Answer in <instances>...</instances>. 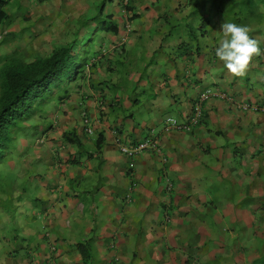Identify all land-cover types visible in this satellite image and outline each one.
I'll use <instances>...</instances> for the list:
<instances>
[{
    "label": "crops",
    "instance_id": "0c3cea01",
    "mask_svg": "<svg viewBox=\"0 0 264 264\" xmlns=\"http://www.w3.org/2000/svg\"><path fill=\"white\" fill-rule=\"evenodd\" d=\"M88 1L95 19L103 0H22L23 15H6L49 25L73 9L83 17ZM123 4H103L99 23L116 26L95 34L93 48L104 56L51 103L48 140L33 152L47 165V177L35 180L38 226L0 241V264H264V113L241 108L264 105V55L232 77L214 51L225 21L195 34L185 0ZM248 27L264 50V19ZM206 89L226 97L204 101L191 131L163 130L167 117L187 120ZM70 131L81 147L57 148ZM152 132L157 150L137 154L130 171L120 147ZM19 248L30 257H13Z\"/></svg>",
    "mask_w": 264,
    "mask_h": 264
},
{
    "label": "trees",
    "instance_id": "16d2710c",
    "mask_svg": "<svg viewBox=\"0 0 264 264\" xmlns=\"http://www.w3.org/2000/svg\"><path fill=\"white\" fill-rule=\"evenodd\" d=\"M106 1L109 0H103L102 6H99L101 9L97 11L98 16L101 15L103 4ZM122 1L124 3L123 8L128 9L129 0ZM185 1L186 7L189 8L185 23L190 28L191 33L195 32V34H205L215 26L217 20L248 26L256 20L261 21V19H264V0ZM8 2L9 0H0V24L10 26L13 20L6 15L3 9ZM22 17L24 18V16ZM92 21L93 19L80 20L79 27L83 30L82 35L77 34L76 37L65 44L53 48L45 56L20 59L14 56V52L1 53L0 166L12 161L13 156L17 155L18 152H25L30 144L35 143L39 147L41 138L44 139V142L48 140L46 134L52 127V121L49 126L38 123L34 125L31 119L36 114L41 116L44 110L43 105L51 103L52 100L60 101L67 97L73 84L80 80L83 77L82 75L88 77L90 68L98 62L99 58L104 56L105 51L95 50L90 42L94 41L95 34L100 32L103 27L107 31L114 32L116 26L110 23H99L98 26H92ZM88 26H92L93 32L89 37L87 36ZM191 39L193 38L191 37ZM3 43L4 40L1 44ZM49 114L50 112L47 114L48 119ZM62 138L75 145L77 149L81 147L72 131L64 133ZM18 140H25V144H21ZM101 143L102 135H99L96 149L100 148ZM134 145L136 144L128 147ZM19 161L21 159L18 160V163ZM19 206L17 197L7 196L5 198L3 195L0 196V223L4 224L3 227H0V241H4V239L11 241L18 236L6 230L11 229L12 225L16 230V226L21 223L20 218L22 215H24L23 223L26 225L27 218H29L28 213L22 212ZM22 241H28V238L24 237ZM85 251L86 249L83 248L84 254ZM30 255L28 248H19L14 250L12 256L29 258Z\"/></svg>",
    "mask_w": 264,
    "mask_h": 264
},
{
    "label": "rangeland",
    "instance_id": "374dc122",
    "mask_svg": "<svg viewBox=\"0 0 264 264\" xmlns=\"http://www.w3.org/2000/svg\"><path fill=\"white\" fill-rule=\"evenodd\" d=\"M31 2L35 5H39L41 3H43V5L45 6L47 5L46 0L40 2L39 4L37 0H31ZM21 3L22 0H12L11 3H8L3 8L4 12L6 14H13V12H16V15H18L17 13L20 12V15H23L25 13L24 11L26 10L22 8ZM109 3L110 2H108V4ZM94 4L96 3L93 1L86 2V5H89L90 9H86L83 12V17H79L81 13L73 9L65 18H50V21L53 23L49 25H43L42 23H39V18H32V22L29 23L28 21L23 22L22 19L20 21V17L18 18L12 16L11 18H15V20L18 19L19 24L17 21L15 22L14 19L13 22L10 23V26L0 24V55L1 53L14 52V56L16 58L27 59L31 57H39L49 54L53 48L65 44L66 42L76 37L77 34H79V36L82 35L83 30L79 27V21L84 19L91 20L88 18L93 15L92 13L94 11L92 10V8L94 9ZM99 21L100 19L96 16L95 19H93L92 21V26H98ZM92 26H88V37L89 35H91V33H93L91 28ZM125 38L128 37L124 36L121 42L125 40ZM3 40L4 43L1 44ZM94 43L95 42L93 40L90 42L93 47L95 46ZM74 85L75 84H73L71 88H73ZM55 102H57V100L51 101L52 104H55ZM51 103L43 105L44 110L42 111L41 116L36 114L31 119V122L34 123V125L38 123L44 124L45 126H49V123H51V121L53 120L50 118V116L53 117L52 115H49V119L47 118V114L50 112ZM52 112L53 111H51V113ZM89 127H91V125H89ZM18 142H20L21 144H25V140H18ZM64 142L67 141L62 139V142L57 143V148L60 149V147L65 144ZM44 145V139L41 138L39 147H37L38 145L35 143L30 144L29 148L25 149V152H18L17 155L13 156L12 161H8L6 165L2 164L0 166V196L3 195L5 196V198L7 196L14 198L17 197L18 204L20 205L19 209H21L22 212L28 213L29 216V218H27L26 225L23 223L24 215H22L20 218L21 223L16 226V230L13 225L11 229L9 228L8 230H6L13 234L16 233L18 237H22L23 231L25 229H28L30 227L35 228L36 226H38V224L35 222V219L32 218V216H35L36 211L42 207L40 203L34 200V195L36 192L35 180H37L38 177H41L42 179L47 177V173L45 172L47 165L45 157L37 159L33 152L36 147L41 148ZM19 159H21V161H19L18 163ZM38 160L42 161V166L37 163ZM39 168L43 169L44 173L38 174L36 171H38ZM135 187H137V182L135 178H133L131 180L130 186L128 187L129 196H131L132 190ZM3 226L4 224L0 223V227ZM40 228L41 231H43L41 223ZM44 233H47L46 230H44ZM1 238L3 237L1 236Z\"/></svg>",
    "mask_w": 264,
    "mask_h": 264
},
{
    "label": "clouds",
    "instance_id": "9594fccd",
    "mask_svg": "<svg viewBox=\"0 0 264 264\" xmlns=\"http://www.w3.org/2000/svg\"><path fill=\"white\" fill-rule=\"evenodd\" d=\"M220 31L222 35L214 49L215 57L222 63L224 69L227 70L230 76L242 78L251 68L252 62L257 57L264 55L261 42L251 35L252 30L247 25L223 22L220 25ZM81 117L85 131L88 134H92L91 127H89L90 120L87 114L81 112ZM84 118L89 122L87 126L84 123ZM169 122H173V118H170ZM87 130H90V132ZM132 159L131 162L133 163ZM128 167L131 171L134 164L133 167L130 168L129 165ZM127 197L129 199V195Z\"/></svg>",
    "mask_w": 264,
    "mask_h": 264
},
{
    "label": "built area",
    "instance_id": "2783aa9c",
    "mask_svg": "<svg viewBox=\"0 0 264 264\" xmlns=\"http://www.w3.org/2000/svg\"><path fill=\"white\" fill-rule=\"evenodd\" d=\"M130 26H127V31H130ZM125 40H123L122 42H124ZM209 97H218V98H225L226 96L224 94L221 93H217L214 92L210 89H206L201 95H199V97L197 98V100L194 102L193 107H192V112L190 114V116L188 117L187 120H178L173 118V122H169L170 118L172 117H167L164 119L163 121V130L164 131H179V132H189L192 130L193 127H195L196 125H198L202 119V104L204 101H206ZM242 109L244 110H248V109H253V110H258L262 113H264V105L262 106H252L249 104H243L241 106ZM84 115V114H83ZM84 123L87 126L88 125V120L86 118H84ZM88 132H90V130H87ZM153 132L147 137L145 138V140L136 143V145L132 146V147H128V146H123L120 148V151L125 154L126 156H128L130 159L134 158L137 154L141 153L142 151L146 150V149H155L156 148V144L153 141V137H152ZM130 168L133 167V163L131 162L129 164Z\"/></svg>",
    "mask_w": 264,
    "mask_h": 264
}]
</instances>
